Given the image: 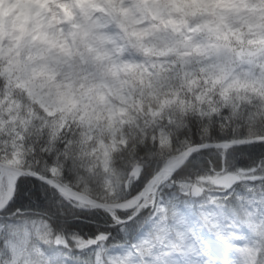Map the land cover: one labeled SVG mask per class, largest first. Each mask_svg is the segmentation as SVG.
<instances>
[{"label":"snow or ice","instance_id":"6c2138e0","mask_svg":"<svg viewBox=\"0 0 264 264\" xmlns=\"http://www.w3.org/2000/svg\"><path fill=\"white\" fill-rule=\"evenodd\" d=\"M26 2L0 264H264V0Z\"/></svg>","mask_w":264,"mask_h":264},{"label":"clouds","instance_id":"9594fccd","mask_svg":"<svg viewBox=\"0 0 264 264\" xmlns=\"http://www.w3.org/2000/svg\"><path fill=\"white\" fill-rule=\"evenodd\" d=\"M30 7L26 0H0V32L21 29Z\"/></svg>","mask_w":264,"mask_h":264}]
</instances>
